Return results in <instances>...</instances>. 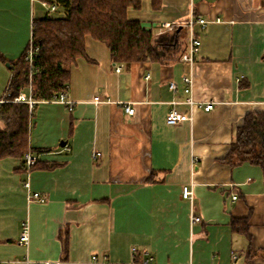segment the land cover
I'll list each match as a JSON object with an SVG mask.
<instances>
[{"label":"crops","instance_id":"1","mask_svg":"<svg viewBox=\"0 0 264 264\" xmlns=\"http://www.w3.org/2000/svg\"><path fill=\"white\" fill-rule=\"evenodd\" d=\"M127 15L156 36L172 32L165 23H210L196 28L202 46L193 64H116L106 44L87 38L86 55L70 66L73 107L42 101L30 120L37 167L0 159V264H131L144 251L154 264H264V170L225 160L245 117L264 112V0H142ZM46 17L67 12L41 0H0V100L9 94L11 62L32 42L34 21ZM178 29L186 50L188 29ZM187 76L195 100L214 109L179 104L191 119L168 125L172 102L186 99ZM186 185L202 218L195 224ZM34 192L46 201L29 199ZM236 218H247L251 239L243 222L233 226Z\"/></svg>","mask_w":264,"mask_h":264},{"label":"trees","instance_id":"2","mask_svg":"<svg viewBox=\"0 0 264 264\" xmlns=\"http://www.w3.org/2000/svg\"><path fill=\"white\" fill-rule=\"evenodd\" d=\"M41 1L49 5L59 4L66 10L67 18L46 17L34 21L32 43L38 51L32 66L26 60V51L18 60L11 62L8 100L26 92L39 103L67 93L70 66L86 55L88 37L106 44L116 64L166 62L181 59L185 52L184 29L156 36L140 22L128 18V9H138L142 0ZM0 60H3L2 56ZM36 106L31 113L25 103L8 101L2 104L4 127L0 126V159L17 157L25 164L29 151L31 114ZM225 160L232 166L248 162L264 170V112L249 113L245 117ZM37 165L38 162L34 167ZM240 222L244 224L241 230L246 229L247 218L234 219L233 226ZM245 229L244 233L251 239Z\"/></svg>","mask_w":264,"mask_h":264},{"label":"built area","instance_id":"3","mask_svg":"<svg viewBox=\"0 0 264 264\" xmlns=\"http://www.w3.org/2000/svg\"><path fill=\"white\" fill-rule=\"evenodd\" d=\"M34 1V0H31ZM46 3V2H45ZM48 4V3H47ZM59 4H54V5H49L52 11H55L57 9ZM217 21H220L219 19ZM210 21L198 17V18H192L189 20L185 25L181 24H170V23H165L162 27L168 31H174L177 30L179 27H186L188 29V42L186 46V50L184 54L182 55V59L184 62L193 64L196 60V57L200 54L201 46H202V41L201 39L197 36V31L196 28H199L201 31L206 30L208 27ZM38 51V48H36L33 43L31 42L28 48L26 49V60L30 63L32 66L33 59ZM117 72L121 71V67H117L116 69ZM149 79V76L147 77ZM184 92L186 94V99L182 102L180 101H174L172 102V109L167 115L166 118V123L168 125H177L182 121L191 119L190 116L187 117L184 113L178 110V105L179 104H185L187 105L191 111H193L195 108L202 109L206 112H210L214 109V102H202V101H196L194 96H193V77L192 76H187L184 77ZM170 88L175 91L177 89L175 83L170 84ZM16 102V103H25L28 104L30 112L32 113L33 108L38 104V101L35 100L30 93L22 92L18 97H15L13 100H0V120H1V106L5 102ZM51 102H61L64 104H67L69 109L73 107V103L67 98V93L63 92L59 95H55L51 100ZM94 101L97 103L101 101L100 97H96ZM125 111L130 114L134 115L135 114V108L131 106L130 104H126L124 106ZM33 114H31V117ZM101 155L100 152L94 153L93 157L97 158ZM38 162L37 156H35L32 152H28L25 156V164L26 168L28 171H30ZM182 198L185 200H188L191 203L192 206V224L198 223L202 220V218L195 213V196L193 192L192 186H184L183 187V194ZM238 197L234 196L233 199L236 200ZM29 199H36L40 202H45L46 199L38 192H34L30 194ZM20 241L22 244H28L29 242V226L28 224L23 225V231L20 237ZM134 253V259L135 257L139 255V251L137 248L133 249ZM143 255L145 257L144 260L142 261H133L131 264H154V257L147 251L143 252ZM93 261H98V257L94 256ZM45 264H55L54 262H46Z\"/></svg>","mask_w":264,"mask_h":264},{"label":"rangeland","instance_id":"4","mask_svg":"<svg viewBox=\"0 0 264 264\" xmlns=\"http://www.w3.org/2000/svg\"><path fill=\"white\" fill-rule=\"evenodd\" d=\"M35 111H36V109H35ZM35 111H34V113H33L34 116H35ZM34 116H32V120H33V117H34Z\"/></svg>","mask_w":264,"mask_h":264}]
</instances>
